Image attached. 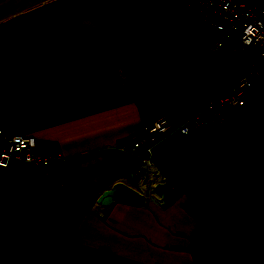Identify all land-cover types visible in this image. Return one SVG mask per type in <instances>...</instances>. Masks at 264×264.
I'll return each instance as SVG.
<instances>
[{
    "label": "crops",
    "instance_id": "0c3cea01",
    "mask_svg": "<svg viewBox=\"0 0 264 264\" xmlns=\"http://www.w3.org/2000/svg\"><path fill=\"white\" fill-rule=\"evenodd\" d=\"M216 38L184 0H0V131L65 158L46 171L0 168V246L56 264H194L198 221L185 207L264 127V72L217 128L153 146L178 192L172 204L150 193L158 179L125 150L145 123L179 122L225 92L239 40L204 57ZM116 181L148 196L138 230L90 210Z\"/></svg>",
    "mask_w": 264,
    "mask_h": 264
},
{
    "label": "built area",
    "instance_id": "2783aa9c",
    "mask_svg": "<svg viewBox=\"0 0 264 264\" xmlns=\"http://www.w3.org/2000/svg\"><path fill=\"white\" fill-rule=\"evenodd\" d=\"M184 1L202 22L217 32L216 40L204 50L203 56H212L231 38L237 37L242 63L224 93L211 97L185 119L173 122L159 116L142 126L125 152L129 163L140 161L147 169L155 166L150 156L156 143L175 132L188 135L195 130L217 128L246 103L247 95L264 72V0ZM64 163L65 158L59 151H40L34 136L0 131V168L29 166L46 171ZM0 264H3L1 259Z\"/></svg>",
    "mask_w": 264,
    "mask_h": 264
},
{
    "label": "trees",
    "instance_id": "16d2710c",
    "mask_svg": "<svg viewBox=\"0 0 264 264\" xmlns=\"http://www.w3.org/2000/svg\"><path fill=\"white\" fill-rule=\"evenodd\" d=\"M185 210L198 221L194 264H215L213 257L219 254L234 255L232 264H238L251 241L250 260L264 264V127L192 197ZM63 245L61 257H65ZM203 251L208 253L200 260ZM0 259L3 264L57 262L26 247L14 253L0 246Z\"/></svg>",
    "mask_w": 264,
    "mask_h": 264
},
{
    "label": "water",
    "instance_id": "95a60500",
    "mask_svg": "<svg viewBox=\"0 0 264 264\" xmlns=\"http://www.w3.org/2000/svg\"><path fill=\"white\" fill-rule=\"evenodd\" d=\"M150 193L162 196L165 204H172L178 199V192L166 179L155 182ZM147 206V194L135 196L122 181H116L92 204L90 210L107 223L138 230L146 221L143 215Z\"/></svg>",
    "mask_w": 264,
    "mask_h": 264
},
{
    "label": "rangeland",
    "instance_id": "374dc122",
    "mask_svg": "<svg viewBox=\"0 0 264 264\" xmlns=\"http://www.w3.org/2000/svg\"><path fill=\"white\" fill-rule=\"evenodd\" d=\"M252 243L253 242L251 241L250 244L247 245V250L245 252V255L241 256L238 264H254V262L252 261L254 259L250 260V251L251 249H253ZM207 253H208L207 251L200 252L199 258L203 260ZM213 260L215 264H232V261L235 260V256L228 255V254H219L217 256H214ZM61 264H64V263L61 262Z\"/></svg>",
    "mask_w": 264,
    "mask_h": 264
},
{
    "label": "bare ground",
    "instance_id": "6f19581e",
    "mask_svg": "<svg viewBox=\"0 0 264 264\" xmlns=\"http://www.w3.org/2000/svg\"><path fill=\"white\" fill-rule=\"evenodd\" d=\"M145 168V167H144ZM148 177L149 178H154V179H158L157 181H161V180H163V179H161L162 178V176L160 175V173L158 172V170L155 168V166H149L148 167ZM152 180V179H151Z\"/></svg>",
    "mask_w": 264,
    "mask_h": 264
}]
</instances>
